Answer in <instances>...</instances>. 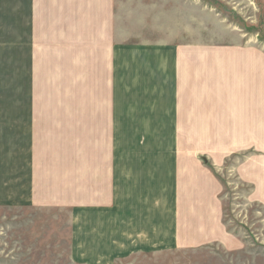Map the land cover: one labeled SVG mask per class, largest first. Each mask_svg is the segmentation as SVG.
<instances>
[{"label": "crops", "instance_id": "0c3cea01", "mask_svg": "<svg viewBox=\"0 0 264 264\" xmlns=\"http://www.w3.org/2000/svg\"><path fill=\"white\" fill-rule=\"evenodd\" d=\"M2 1V17L8 19L11 8L15 7V29L10 30L15 38V79L20 80L15 90L33 98V88L38 87L48 95L46 103H18L15 98L8 107L0 104V209L12 210L15 215L19 211L26 214L66 211L70 219L68 257L74 264H118L133 255L208 249L214 241L227 248L222 240H228V231L223 224L221 208L216 211L207 202L200 201L197 205L202 211L195 212L184 193L186 190H180L183 185L179 179L173 174H162V169L167 167L165 160L172 156L162 152V127L166 126L162 89L148 105L145 102L132 105L128 101L126 107L120 106L119 51L129 46H120L112 35L111 0H70L72 6L66 11L58 9L65 0H54L47 6L43 0H15V5H8V0ZM101 4L104 7H100ZM88 11H99L102 18L92 17V13L88 16ZM66 12L72 15L70 22L74 21L67 28L69 33L58 32L55 38L39 36L53 57L37 59L38 63L51 65L45 68L46 76L38 77L37 66L35 72L30 68V64L35 63L31 57L37 34L32 31L43 15L50 16L49 27L63 26L62 15ZM5 28L8 27L3 31ZM101 31L100 39H92L100 36ZM72 40L76 44L72 45ZM51 44L58 46L52 48ZM152 46L156 49L152 53L158 59L149 57L153 68L147 74L134 68L138 78L157 79L163 72L172 71L175 93L185 94V105L195 104L199 94L206 95L211 104L216 102L215 98L230 101V96L235 95L225 84V73H230V69L238 72V57L232 63L230 57L225 59L230 53L202 52L196 46L181 45L170 58L162 55V50H166L162 43ZM179 47L182 48L180 52L190 55L178 56ZM133 48L144 49V46ZM190 50L200 54L199 58ZM22 57L27 59L22 60ZM245 57L250 61L247 66L253 71L258 68L261 73L259 51L255 55L249 52ZM1 58L5 64L4 56ZM128 58L124 62L132 63ZM173 60L172 70L167 64ZM49 74H53L54 84ZM92 76L95 79L91 82L88 77ZM144 84L147 83L141 81L133 95L142 97L144 90L139 89ZM255 85L259 86L257 82ZM150 86V90H155L158 84L150 82ZM253 96H259V92ZM51 101L55 103L53 108L49 106ZM177 103L181 105V100ZM185 105L184 110L176 111L177 123H168L169 127H225L229 126L222 123L225 118H232L230 113L212 109L213 114L206 118L218 122L214 125L202 121L203 113H199V117L197 110L187 109ZM258 108L262 111V105ZM57 116L61 119L60 128L67 127L65 118L76 124L67 141L68 158L63 161L62 156L57 155L55 162L44 158L37 164V144L55 137L52 127L57 125ZM262 122L242 124L259 128V133L254 130L249 145L260 155L264 154ZM120 128L123 129L121 133ZM240 143L247 149L244 139ZM236 150L233 148L230 153ZM57 151L64 154L63 149ZM223 156L225 153L219 155L217 165L224 164L226 157ZM255 157L250 156L249 161ZM199 166L206 170L200 162ZM238 176L245 181L254 180L256 201L264 205L263 169L257 160L254 159V167L251 162L249 167L240 168ZM167 191L176 192L179 199L167 201ZM174 206L177 210L173 218L162 211ZM228 248L233 251V247Z\"/></svg>", "mask_w": 264, "mask_h": 264}, {"label": "rangeland", "instance_id": "374dc122", "mask_svg": "<svg viewBox=\"0 0 264 264\" xmlns=\"http://www.w3.org/2000/svg\"><path fill=\"white\" fill-rule=\"evenodd\" d=\"M43 1L47 6L54 0ZM7 3L15 5V0H8ZM60 4L63 5L58 6L60 11H66L72 6L70 0ZM100 7L104 5L101 4ZM111 8L112 35L120 46H129L119 51L120 106L126 107L128 101L132 105L142 102L148 105L150 99L162 89V114L166 124L162 127V152L172 154L165 160L167 167L162 169V174H173L175 179H179L183 185L180 190H186L184 193L191 200L195 212L202 211L197 205L200 201L207 202L216 211L221 208L223 224L226 232L228 231V240L221 237L227 248L214 241L213 246L208 249L133 255L118 264H264V205L256 201L258 196L254 180L245 181L238 176L240 168L243 169L245 165L249 167L251 162L254 167L256 159L263 169L264 184V154L256 153L249 145L254 130L257 129L259 133V128L242 125L262 120L264 126V0H111ZM11 9L7 19V16L2 17L0 6V19H3L0 23V39H3L0 43V104L8 107L15 102V98L18 103H46L48 94L39 91L38 87L33 88V98L15 90V84L20 80L15 79V38L14 32H10L15 29V7ZM91 13L92 17L102 18L99 11H88L87 15ZM62 19L63 26L51 28L48 26L50 16L43 15L32 31L34 35L37 34L33 43L35 51L31 57L35 63L30 64V68L35 72L37 66L38 77L42 74L46 76L45 68L51 65L46 62L38 63L37 59L47 60L53 57L39 40V36L55 38L58 32L69 33L67 28L74 24V21L70 22L72 15L66 12ZM4 27L8 28L3 31ZM101 37L102 31L100 36L92 39ZM160 43L166 49L162 50V55L170 58L175 56L174 51L181 45H193L202 52L218 50L223 51L224 55L230 53L225 59L230 57L231 62L238 57V72L230 69V73H225V84L235 95L230 96V101L222 102V99L215 98L216 102L211 104L206 95L199 94L198 99L195 98V104L185 105V94L175 93V75L172 71L163 72L157 79L146 76L138 78L133 69L138 68L144 74L151 71L153 67L149 57L158 59L152 53L156 51L152 45ZM71 44H76V41L72 40ZM138 45H143L144 49L133 48ZM57 46L58 44H51L52 48ZM181 49L178 48V56L190 55L180 52ZM247 51L252 55L258 54V51L261 54V73L258 68L253 71L247 66L250 62L245 57V54H249ZM191 53L195 57L200 56L193 51ZM1 55L5 58V64ZM131 56L132 59L128 58ZM127 58L132 63H125ZM167 66L173 70L174 60ZM49 79L52 84L55 83L53 74H49ZM88 79L92 82L95 78L92 76ZM141 81L147 83L139 89L144 90L142 97L145 101L142 97L133 95ZM150 82L158 84L155 90H150ZM256 91L259 96L254 97ZM190 99L187 97V100ZM177 100H181V105ZM217 102L224 106L221 107ZM50 103L49 106L53 108L54 101ZM184 105L187 109L197 110L198 116L203 113L202 121L207 120L214 125L218 122L208 121L206 118L213 114L212 109L230 113L232 118H225L222 123L229 125L225 127H169L168 123H177L176 111L180 108L184 110ZM261 105L262 111L258 108ZM56 122L57 125L52 127L55 129V137L36 143L37 164L44 158L55 162L57 155H61L63 161L68 158L67 141L76 124L69 123L68 118H65L67 127L60 128L61 119L58 116ZM38 126L42 127L41 124ZM122 130L120 128V133ZM243 139L248 145L247 149H244V143H240ZM257 139L261 142L258 137ZM262 142L264 152V137ZM233 148L237 149L236 153H230ZM46 149L47 154H44ZM60 149H63L64 154L57 151ZM223 153L226 158L224 164L219 166L217 158ZM250 156L257 157L250 162ZM199 162L206 170L201 169ZM166 198L170 201L179 199V196L176 192L167 191ZM176 210L175 206L162 209L172 218ZM52 211H30V214L19 211L15 215L12 210L0 209V264H74L68 257L69 214L66 211ZM228 246L233 247V251Z\"/></svg>", "mask_w": 264, "mask_h": 264}]
</instances>
